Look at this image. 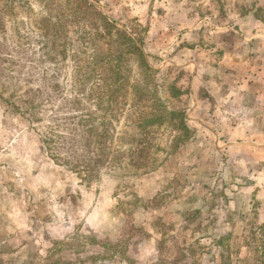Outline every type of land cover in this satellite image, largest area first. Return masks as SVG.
<instances>
[{
    "label": "rangeland",
    "instance_id": "1",
    "mask_svg": "<svg viewBox=\"0 0 264 264\" xmlns=\"http://www.w3.org/2000/svg\"><path fill=\"white\" fill-rule=\"evenodd\" d=\"M90 1L156 71L131 56L113 117L78 60L91 11L0 0V264H261L264 0ZM165 108L185 111L189 140L140 126ZM108 119L109 143H86Z\"/></svg>",
    "mask_w": 264,
    "mask_h": 264
},
{
    "label": "trees",
    "instance_id": "2",
    "mask_svg": "<svg viewBox=\"0 0 264 264\" xmlns=\"http://www.w3.org/2000/svg\"><path fill=\"white\" fill-rule=\"evenodd\" d=\"M72 2L74 8L77 10L75 15L77 21L81 22L86 18V13L91 11L93 18L89 29L86 24H82L80 29L82 32L78 39H81L82 44L85 47V53L90 50L86 59L79 57L82 65L89 67V64L94 61L92 70L95 72V76L100 82H103L102 95L108 96L110 116H116L115 112L122 111L123 106L127 101V95L129 93L128 84L129 81L123 73V65L130 62L131 56H134L139 62L140 68L148 74V72H154L155 70L149 65L145 52L142 48V40L134 37L129 31L118 26L114 21L97 8L90 0H69ZM67 22L69 17H65ZM66 22V24H67ZM90 58L92 59L90 61ZM86 71V70H84ZM127 71H131L128 67ZM87 72V71H86ZM156 72V71H155ZM101 84V83H100ZM138 91L140 88L133 86ZM167 92L171 98L180 99L186 90L178 84L177 79H173L168 85ZM145 95H140V100H145ZM168 122L175 128L179 134L176 139L189 140L191 137V131L187 124L186 113L182 109H167L163 110L162 114L150 113L147 117L142 119L140 123L142 128H148L149 126L162 125ZM112 119H108L89 127L88 134L90 138H87L86 143H109L112 136ZM61 139L62 136H59ZM264 264V250H263ZM60 264V263H53Z\"/></svg>",
    "mask_w": 264,
    "mask_h": 264
}]
</instances>
